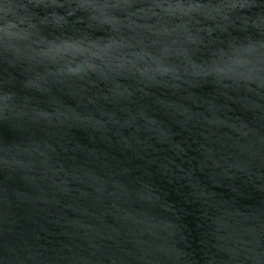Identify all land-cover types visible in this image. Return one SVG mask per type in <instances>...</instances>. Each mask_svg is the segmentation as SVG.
I'll return each instance as SVG.
<instances>
[{"label":"water","instance_id":"95a60500","mask_svg":"<svg viewBox=\"0 0 264 264\" xmlns=\"http://www.w3.org/2000/svg\"><path fill=\"white\" fill-rule=\"evenodd\" d=\"M0 264H264V0H0Z\"/></svg>","mask_w":264,"mask_h":264}]
</instances>
